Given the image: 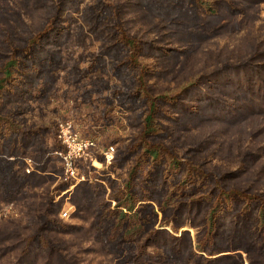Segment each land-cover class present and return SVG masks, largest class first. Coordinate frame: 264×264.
Listing matches in <instances>:
<instances>
[{
    "label": "trees",
    "instance_id": "16d2710c",
    "mask_svg": "<svg viewBox=\"0 0 264 264\" xmlns=\"http://www.w3.org/2000/svg\"><path fill=\"white\" fill-rule=\"evenodd\" d=\"M258 1L16 0L38 21L26 25L16 15L20 29L0 34V203L32 197L28 188L53 177L60 199L55 202L50 190L28 206L27 223L0 224V251L18 249L14 264H78L67 250L79 239L93 241L114 264H264V179L258 186L242 177L254 169L258 153L243 151L235 169L208 167L205 142L188 134L264 114V50L175 88L159 86L181 54ZM132 6L196 45L160 44L164 33L133 35L124 20ZM70 89L67 99L81 112L79 120L60 117L44 127L28 117L33 104L48 106ZM83 106L92 108L82 113ZM117 109L127 135L111 139L115 145L98 141L97 129L110 124ZM62 120L98 142L93 157L102 168L80 159V181L66 178L53 154L62 149L56 136ZM110 146L115 150L108 155ZM27 155L39 163L30 173L21 160ZM63 200L73 205V217L88 220L86 227L60 218Z\"/></svg>",
    "mask_w": 264,
    "mask_h": 264
},
{
    "label": "rangeland",
    "instance_id": "374dc122",
    "mask_svg": "<svg viewBox=\"0 0 264 264\" xmlns=\"http://www.w3.org/2000/svg\"><path fill=\"white\" fill-rule=\"evenodd\" d=\"M243 9V13L227 19L226 24L219 32L215 35H210L209 38L202 39L197 45L192 39H185L186 35L184 33H170L168 31L169 29L161 26L162 24L156 22V18L150 16V12L149 14L147 10L139 6H132V8L125 13L124 20L129 32L133 35L146 39H156L160 34L164 33L166 37L163 38L164 41L160 42V44L163 43L179 48L185 46L186 42L196 45L194 48L195 50L193 49L191 53H186V56L185 54H181L182 60L179 64L174 66L171 76L160 81L159 86L164 90L166 88H175L188 80H192V77H196L201 73H209L216 67H220L225 61L228 63L238 62L247 59L259 50H264V1L260 0L256 4L246 3ZM20 14L26 25L35 24L36 21H38L36 15L34 16L33 14L22 11L17 6L16 0H0V34H2L6 28L19 30L20 27L17 25L15 19L17 18L16 15ZM24 27L25 25L22 24V30ZM19 33H22V31ZM63 91L64 90L59 91L60 95ZM72 92L73 90L70 89V91L65 94V97H58L59 99L57 102H55L56 100H51V104L48 106L38 107L33 104L34 109L28 114V117L35 123H40L44 127L49 125L53 126L55 119L60 117L69 116L73 118L74 116L75 120H79L78 117L81 116V112L74 108L72 101H69L70 99H67ZM91 108L92 106H83L82 113ZM114 114L115 118L110 124L101 129H97L98 134H95V138H97L98 141H110L111 139L113 140L114 138L127 135L129 129L125 124L124 114L119 109L115 110ZM208 132H210V137L207 139L205 136ZM193 133L196 134L198 140H203L205 142L204 146L208 147V152L210 154L206 158V166L220 165L228 169H235L241 153L245 150H251L258 153L259 160L256 162L251 173L249 171L242 177L250 181L254 180V183L257 185L260 183L261 179H264V172H259L261 173L260 175L257 174L259 167L264 165V114L254 115L237 125L211 123L197 130L188 132L190 137L194 136ZM112 140L109 144H113ZM21 160L25 163V172L27 168H32L31 171H33L39 164L31 155L22 157ZM94 162L99 163L96 159H94ZM52 163L53 162L46 166V172H50L49 170H51L53 166ZM92 165L97 169L102 168L101 163L97 166H95L94 163H92ZM55 167L58 171H62L59 166ZM82 174H85V171L78 173L77 177L73 180H82L84 178ZM57 180L58 178L56 177H53V179L49 178L40 186L28 188L27 193H35L32 197L27 196L13 201L1 202L0 224L10 223L12 221L15 223L19 222L20 224L27 223L26 216H28V206L33 202H38L41 195L46 196L48 193L49 196L50 190L52 194L55 195L53 188ZM245 183L246 181H243V184ZM72 187L73 186H70L68 189L62 191V194L69 195V191ZM59 196L60 195L54 196L55 202L60 199ZM69 206L72 207L69 216L62 217L60 214ZM73 209L74 207L69 200H63L60 204L58 215L67 223L69 222L86 227L88 225V220L73 217ZM188 229L193 235L194 229ZM26 232V230L23 231V233ZM62 237L68 240L71 236L62 234ZM74 242L76 245L74 244L71 246L67 252L68 254L74 253L76 255L79 261L78 264H114L108 256H103L97 251V245L93 241L82 240L80 242L79 239H74ZM17 253L18 249L13 251L10 250L6 253L0 251V264H14L16 262ZM243 256H245V254ZM244 264H247V261H245Z\"/></svg>",
    "mask_w": 264,
    "mask_h": 264
},
{
    "label": "built area",
    "instance_id": "2783aa9c",
    "mask_svg": "<svg viewBox=\"0 0 264 264\" xmlns=\"http://www.w3.org/2000/svg\"><path fill=\"white\" fill-rule=\"evenodd\" d=\"M56 136L62 149L54 151V156L57 157L63 167L66 178L77 177L79 173L76 163L80 159H89L94 162L93 154L98 147V142L94 138L83 137L76 129L71 120H62L57 123ZM114 147H108L107 154L113 153ZM32 168H27L26 172H30ZM71 206L64 210L60 215L62 217L69 216Z\"/></svg>",
    "mask_w": 264,
    "mask_h": 264
},
{
    "label": "bare ground",
    "instance_id": "6f19581e",
    "mask_svg": "<svg viewBox=\"0 0 264 264\" xmlns=\"http://www.w3.org/2000/svg\"><path fill=\"white\" fill-rule=\"evenodd\" d=\"M94 165H99V163L95 162Z\"/></svg>",
    "mask_w": 264,
    "mask_h": 264
}]
</instances>
